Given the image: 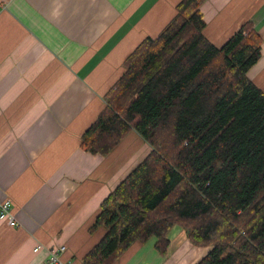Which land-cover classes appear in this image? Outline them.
Instances as JSON below:
<instances>
[{
    "label": "crops",
    "instance_id": "1",
    "mask_svg": "<svg viewBox=\"0 0 264 264\" xmlns=\"http://www.w3.org/2000/svg\"><path fill=\"white\" fill-rule=\"evenodd\" d=\"M182 0H0V264H83L106 234L93 227L102 203L150 154L131 132L110 154L85 151L82 136L106 107L125 61L172 21ZM204 34L223 47L243 25L262 37L248 78L264 92V0H206ZM167 255L155 238L136 242L115 264H198L197 247L174 226ZM39 250L37 251V249Z\"/></svg>",
    "mask_w": 264,
    "mask_h": 264
},
{
    "label": "trees",
    "instance_id": "2",
    "mask_svg": "<svg viewBox=\"0 0 264 264\" xmlns=\"http://www.w3.org/2000/svg\"><path fill=\"white\" fill-rule=\"evenodd\" d=\"M206 0H182L156 38L125 61L82 148L106 156L133 131L150 154L102 203L105 236L83 264H115L131 246L182 227L198 264H264V92L248 72L263 40L246 23L221 48L204 34Z\"/></svg>",
    "mask_w": 264,
    "mask_h": 264
},
{
    "label": "built area",
    "instance_id": "3",
    "mask_svg": "<svg viewBox=\"0 0 264 264\" xmlns=\"http://www.w3.org/2000/svg\"><path fill=\"white\" fill-rule=\"evenodd\" d=\"M0 218L5 220L9 226L16 227V217L12 212L11 201L0 202ZM39 248L37 249V251ZM66 247H53L49 250V263L50 264H64L61 260V255L65 252Z\"/></svg>",
    "mask_w": 264,
    "mask_h": 264
}]
</instances>
